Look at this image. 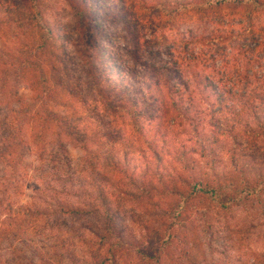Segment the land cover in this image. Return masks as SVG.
Masks as SVG:
<instances>
[{
	"label": "trees",
	"instance_id": "1",
	"mask_svg": "<svg viewBox=\"0 0 264 264\" xmlns=\"http://www.w3.org/2000/svg\"><path fill=\"white\" fill-rule=\"evenodd\" d=\"M65 1L76 18L69 29L46 17L41 0H0V125L17 122L19 129L25 124L44 131L54 129L66 137L86 131L68 88L64 46L80 41L95 54V61L85 67L92 85L108 101L113 114L119 113L135 135L141 136V145L125 141L127 149H110L104 160L106 171L93 170L90 183L76 185L65 173L70 158L60 142L63 154L56 151L51 159V183L38 188L29 204L20 203L16 208L11 201L3 203L8 189L0 175V214L8 218L5 227H0V264H163L175 244L176 230L195 210L227 212L249 203L264 214V157L247 154L238 139L242 133L264 136V92L254 86L248 89L250 81L219 84L208 74L197 73L192 81L201 94L199 114L205 123H190L186 142L170 145L160 141L157 128L148 137L143 133L145 111L141 103H155L162 120L181 108L194 120L198 110L191 107L193 97L189 98L191 105L184 107L181 97L176 99L178 95L166 87L157 71L124 73L105 46V41L114 39L105 31V24L136 31L139 12L133 6L138 3ZM139 2V9H148ZM229 3L264 11V0H162L159 5L201 10L207 15ZM200 39L206 45L218 46L214 35ZM179 78L183 85L188 84L189 78ZM140 79L148 81L146 89L151 91L133 82ZM110 93L115 101L105 100ZM106 132L111 140L124 138L114 126ZM11 140L15 138L9 137L13 146ZM155 196L164 208L165 221L157 229L144 226L135 232L133 221L125 217L127 202L155 200ZM60 219L78 222V226L60 227L46 235L44 246L30 247L31 257L25 261L20 251L10 260L6 258L5 239L22 242L23 225L52 220L58 228Z\"/></svg>",
	"mask_w": 264,
	"mask_h": 264
},
{
	"label": "rangeland",
	"instance_id": "2",
	"mask_svg": "<svg viewBox=\"0 0 264 264\" xmlns=\"http://www.w3.org/2000/svg\"><path fill=\"white\" fill-rule=\"evenodd\" d=\"M132 1L138 4L143 1L148 9H139L138 4L133 6L139 12L134 35L120 24H105V31L114 35L112 41L104 42L108 51L124 73L157 71L166 87L175 92V96L178 95L176 99L181 97L184 107L191 105L189 98L193 97L191 107L198 110L192 116L194 120H189L191 116L184 108L162 120L157 116L155 103L151 100L141 103L145 111L141 121L144 135L149 137L151 131L157 128L158 139L171 145L175 141L186 142L190 123H198L199 126L205 123L199 114L202 109L201 94L192 81L197 73L208 74L219 84L229 82L241 85L250 81L252 84L248 89L254 86L264 92L263 10L253 9L246 4L229 3L203 15L201 10H179L168 5L162 8L159 5L162 0ZM41 4L46 17L52 21L68 29L75 25L76 18L65 0H41ZM136 35L137 39L134 40ZM206 35H214L218 46L204 44L200 37ZM8 43L13 46L11 41ZM64 46L68 55V88L74 95L73 105L86 131L66 137L59 136L54 129L44 131L42 127L33 129L25 124L19 129L17 122L0 125V175L4 177L2 181L8 189L2 199L4 204L11 201L14 208L20 203L29 204L37 189L48 185L54 166L51 159L56 151L63 154L60 142L63 143L64 153L70 158L64 168L65 173L76 185L90 183L93 170L106 171L104 160L110 149H127L123 147L125 141L141 145V136L135 135L137 132L127 125V120L119 113L113 114L108 101L102 99L86 74L88 62L95 61L94 52L80 41L75 46ZM179 75L183 79L189 78L187 85L180 82ZM133 82L144 89L148 86V81L144 83L142 79ZM106 96L105 100L115 101L112 93ZM113 126L124 138L111 140L106 129ZM9 137L15 138L11 140L13 146H10ZM238 139L247 154L256 159L264 157V136L256 132L242 133ZM45 194L49 195L50 192ZM159 201L156 197L155 200L127 202L125 217L133 221L135 232L144 230V226L149 230L161 227L165 217ZM7 219L6 215L0 214V227H5ZM58 222V228L52 220L23 225L24 229L20 228L19 235L22 242L5 239L6 258L10 260L15 251H20L19 255L25 261L31 257V248L35 250L44 246L42 239L46 235H51L60 227L68 229L78 226V222L70 219H60ZM7 243L13 246L8 247ZM193 263L264 264V214L249 203L227 212L204 208L193 211L176 230L175 244L163 264Z\"/></svg>",
	"mask_w": 264,
	"mask_h": 264
}]
</instances>
